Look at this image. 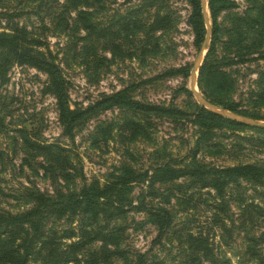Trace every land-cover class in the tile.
Wrapping results in <instances>:
<instances>
[{"label":"rangeland","instance_id":"obj_1","mask_svg":"<svg viewBox=\"0 0 264 264\" xmlns=\"http://www.w3.org/2000/svg\"><path fill=\"white\" fill-rule=\"evenodd\" d=\"M225 1L228 7L212 21L205 0L210 32L204 48L205 24L198 42L189 21L188 0H99L89 9L92 27L85 36L74 20L67 19L64 27L62 22L54 24L56 18L50 23L47 14L39 15L42 22L31 12L22 14L18 21L35 33L39 50L55 56L67 82L69 108L82 112L72 138H67L61 134L53 96L42 93L46 75L26 63L8 68L6 81L0 84V210L25 209L22 196L27 189L51 193L57 184L64 192H76L82 184L106 186L105 196L120 198L127 211L112 217L101 214L93 220L87 215L49 219L44 227L61 244H73L76 264H131L137 253L144 252L147 264H185L187 260L189 264H238L244 258V244L240 233L233 232L230 238V208L237 212L235 201L230 203V184L223 194L224 212L216 211L220 199L211 187L201 188L184 178L163 186L155 183V197L146 196L143 202L164 206L171 217L167 231L155 243L157 231L151 219L125 207L128 202L135 205V196L146 190L137 179L123 178L125 169L149 174L152 166L163 161L184 159L203 132L189 121L195 104L200 106L189 92V72L197 59L200 66L213 24L217 37L212 58L223 79L219 98L264 122V0ZM76 36L84 39L77 41ZM179 67L184 70L168 73ZM196 79L197 72L195 85ZM196 89L200 93L197 85ZM118 90L170 111L142 112L99 102L102 94ZM231 121L237 124L212 130L209 147L196 155L201 164L220 169L258 158L264 165V144L255 147L247 141L259 137L255 128L263 127ZM259 138L264 141L263 134ZM236 141L240 146L231 153L230 144ZM32 144L61 148H53L60 166L51 161V168L45 169L46 151ZM63 156L65 180L59 175ZM171 166L186 168L184 163ZM162 188L167 198H160ZM243 198L263 214L262 228L255 229V235L264 233V184L246 186ZM69 231L71 238H60ZM198 239L206 244L204 253L197 251V259L190 261L189 244ZM262 244L264 248V240ZM114 248L121 256L108 254Z\"/></svg>","mask_w":264,"mask_h":264},{"label":"trees","instance_id":"obj_2","mask_svg":"<svg viewBox=\"0 0 264 264\" xmlns=\"http://www.w3.org/2000/svg\"><path fill=\"white\" fill-rule=\"evenodd\" d=\"M98 1L0 0V84L6 81V71L13 63H26L41 70L46 75L42 93L53 96L61 134L69 139L72 138L76 120L82 111H79L77 108H69L66 96L67 82L62 76L61 68L58 62H56L55 56L40 51L38 39L33 37L35 33L27 30L18 19L22 14H26L27 12H31V14L38 17L40 14L42 16L47 14L48 18L49 15L51 16L50 23L56 18L57 22L54 24L62 22L64 27L68 25L67 19H71L76 24L80 23V27L76 29L85 31L83 34L85 36L89 34V30L92 27L88 20L91 11L89 9L95 7L93 3ZM188 2L191 6L189 21L194 29L195 38L200 42L204 29L203 19L200 15L199 0H188ZM206 3L208 5L209 17L212 21L215 19L218 11L228 7V2L225 0H206ZM42 16L39 17L41 22L43 20ZM76 29L72 31L70 37L74 35L73 33H76ZM216 34L217 28L213 24L208 47L197 70L196 85L200 89L203 98L209 103L228 111L240 113L245 117L257 119L255 114L237 111L232 104L219 98L217 91L222 87L223 79L220 70L212 58ZM84 36H76L77 41L83 40ZM183 70L182 67L172 68L168 73H178ZM183 74L186 75L187 71ZM226 80L228 84L229 79ZM102 101L105 102L106 107L121 106L142 112L165 113L166 111H170L162 106L144 104L133 100L122 90L108 95L102 94L99 102L102 103ZM189 118V121L199 129H202L203 132H200L195 138L189 154H186L184 159L178 158L163 161L156 166H152L149 174L146 171L141 174H133L129 169L124 170L123 178L129 181L134 178L137 179L136 183L142 184V187L146 190L145 194L140 192L135 196V200L138 201L135 205H131L128 202V206L125 207L142 212L151 219L157 231L152 241L159 243L171 224V217L164 206L158 203L146 205L143 202L146 196L150 200L155 197V192L157 191L153 187L155 183L163 186L172 183L178 178H184L195 182L201 188L211 187L220 199V203L216 205L219 209L217 208L216 211L222 209L225 187L230 184V203L235 201L237 209V212H233L230 208V238L233 232L235 235L240 233L244 244L241 251V257L244 258L238 261V264H264V248L262 244L264 233L260 231L255 235V229H258V227L262 228L259 224L262 222L261 218L263 214L257 212L254 209L255 206L245 202L243 198L246 186L256 188L264 184V165L262 161L255 158L252 162H238L220 169L206 168L201 164L196 155L209 147L211 135L213 134L212 130L237 123L196 104ZM255 130L258 132L254 133H257L259 137L260 134L264 135V132H261L264 131V127L255 128ZM259 137H255L256 139L250 137L251 139L247 141L255 147L263 146L264 141ZM32 146L46 151L45 153L49 162L46 163L45 169L51 168L53 161H56L58 167L60 166L54 156L57 151L62 150L61 148L55 147V145L41 144H32ZM239 146V142H232L230 147L234 149H231L230 152L235 153ZM53 148H56L55 150L57 151L53 150ZM64 162L63 156L60 161L63 164L59 172L63 180H65L68 172L64 167L66 165ZM181 163H184L185 169H174L171 166ZM61 187V185L57 184L52 188L51 193L42 192L37 189H27L22 196L24 199L23 204L27 205L25 209L17 212L0 210V264H76L73 244L63 245L59 242L60 239H55L45 233L44 227L47 221L49 219L71 218L76 215H87L89 219L93 220L101 214L112 217L127 211V209H124L120 198L105 196L106 186L103 189H99L95 185L92 186V184H82L76 192H68V190L64 192L60 190ZM165 191L167 190L162 188L160 198H167L166 194L163 195ZM107 208H110V210L107 211ZM223 209L222 211L225 212V208ZM221 228L226 229L224 224H221ZM71 237L72 232L69 231L60 238ZM200 240H195L194 244H189V249L193 253L190 261L197 259V251L204 253L203 247H206V244H201ZM108 254L110 256L113 254L121 256L120 251L115 248L109 250ZM145 254V252L137 253L131 264H147ZM186 256H190V253H186ZM106 264L111 263L107 262ZM185 264H189V261L187 260Z\"/></svg>","mask_w":264,"mask_h":264},{"label":"water","instance_id":"obj_3","mask_svg":"<svg viewBox=\"0 0 264 264\" xmlns=\"http://www.w3.org/2000/svg\"><path fill=\"white\" fill-rule=\"evenodd\" d=\"M199 4H200V10H201V16L203 19V22L205 24V36L203 39V42L201 44V46L204 48L205 42L206 40H208V36H209V27L206 21V13H205V0H199ZM203 57H201L202 59ZM199 63L198 59L194 62L190 72H189V92L191 93V95L195 98L196 102L203 108L207 109L208 111L218 114L222 117L228 118V119H232V120H237L240 122H243L245 124H250V125H255V126H260V127H264V122L263 121H258L252 118H248L233 112H229L221 107H218L214 104L209 103L206 99L203 98V96L197 91L196 89V85H195V76H196V72L197 69L199 67Z\"/></svg>","mask_w":264,"mask_h":264}]
</instances>
